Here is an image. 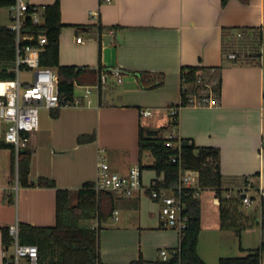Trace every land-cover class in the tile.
<instances>
[{
	"label": "crops",
	"instance_id": "0c3cea01",
	"mask_svg": "<svg viewBox=\"0 0 264 264\" xmlns=\"http://www.w3.org/2000/svg\"><path fill=\"white\" fill-rule=\"evenodd\" d=\"M55 1L59 2L63 24L58 35L59 64L97 70L96 81L101 70L108 71L112 83L104 91H96L94 101L90 94L85 97L76 92V88L92 85L76 84L73 97L80 99L78 105L40 110L39 127L27 145L31 151L30 182L45 177L53 180L56 188L74 192L96 181L100 157L111 171L121 175L138 166L144 186L162 181L163 174L150 167L154 163L151 153L139 154V128L146 118L150 130L169 125V106L180 101L182 66H218L221 91L217 104L179 108L173 132L189 144L219 149L223 187L234 189L244 177H252L256 187H264V0H228L224 6L221 0H28L42 6ZM233 27L260 31L258 61L235 63L226 58L223 29ZM112 71L120 73L121 82H115ZM135 73L145 74L144 83L161 75L163 84L144 88ZM144 110L149 111L148 116L142 114ZM163 131L166 137L172 126ZM92 135L91 140L78 141ZM8 146L0 149V264L6 248L11 251L10 241L8 245L3 241L4 229L9 236L8 227L14 223H55L56 189L21 186L18 156ZM111 194L115 226L100 233L103 263L128 264L139 255L156 261L157 251L172 253L177 249L179 233L162 223L160 204L150 198L148 190L134 191L130 196L118 191ZM198 197L202 214L197 253L206 263L199 253L200 235L209 212L215 221L212 228L220 229L218 200L209 189ZM262 200L264 197H257L256 205ZM87 222L89 225L82 226H97L93 220ZM132 225L146 230L137 233L140 247Z\"/></svg>",
	"mask_w": 264,
	"mask_h": 264
},
{
	"label": "trees",
	"instance_id": "16d2710c",
	"mask_svg": "<svg viewBox=\"0 0 264 264\" xmlns=\"http://www.w3.org/2000/svg\"><path fill=\"white\" fill-rule=\"evenodd\" d=\"M228 0H221L224 6ZM247 2V0H242ZM14 0H0V7H9ZM43 23L36 27L29 22L26 31L37 32L41 30L47 36V43L40 53V64L51 67L57 75V86L61 98L71 101L73 88L77 85H93L96 82L97 70L90 68H77L72 65H60L58 62V35L63 24L60 21L59 2L44 5ZM241 32L240 39L234 38L235 32ZM14 32L6 25L0 26V79L14 77L12 71L15 58ZM223 53L234 51L238 58L233 62L253 63L260 59L261 33L250 27H233L223 29ZM226 41H228L226 43ZM100 56V48H99ZM108 72V71H107ZM140 85L144 88H157L163 84V77L151 83H144L145 74L135 73ZM146 73V77H147ZM221 91L220 67L182 66L180 69V101L169 107L181 108L191 105L189 100L196 96L197 100L208 99L209 94L217 101ZM173 123V122H172ZM174 124V123H173ZM176 124V122H175ZM168 126L156 130L148 127L139 128L138 149L139 154L149 151L154 158L150 166L157 174H163L161 185L174 187L178 181V164L171 161L175 150L166 147L167 138L160 134V130H170ZM80 137L79 142L93 139ZM182 141V139H181ZM10 144L0 142L1 148H9ZM13 147H11L12 149ZM13 150V149H12ZM14 153V150H13ZM31 151L27 147L18 154V181L21 186H39L55 188V223L53 226H31L20 224L19 240L23 244H33L38 248V264H105L101 262L98 250V236L101 223L106 221L113 212L114 201L108 190L93 189L94 183L87 182L82 188L72 192L68 189L56 188L55 182L45 177H39L35 182L28 180L29 160ZM12 158V164L13 162ZM181 163L184 168L198 173L199 193L209 189L213 191L218 200L219 227L222 230H232L239 235L242 230L260 225L262 236L264 234V201L260 202L259 214L257 209L245 212L242 209V191L237 189L231 192L223 187L222 175L219 169V149L211 146H195L193 143L181 149ZM14 171V169L12 170ZM256 175L258 173H255ZM245 184V177L240 180ZM198 193V194H199ZM75 195L76 203L71 204ZM186 205V226L179 232V256H171L167 261H146L140 255L138 259L128 264H206L197 253L198 237L201 229V201L193 196V190L187 189L182 193ZM12 202V198L7 196ZM97 221V226L86 227L81 221ZM3 241L9 244L7 230H3ZM54 259H46L48 251ZM264 251V239L257 249L250 250L244 256L221 257L218 264H261V254Z\"/></svg>",
	"mask_w": 264,
	"mask_h": 264
},
{
	"label": "built area",
	"instance_id": "2783aa9c",
	"mask_svg": "<svg viewBox=\"0 0 264 264\" xmlns=\"http://www.w3.org/2000/svg\"><path fill=\"white\" fill-rule=\"evenodd\" d=\"M8 9L11 22L7 26L15 35V58L12 67L14 77L0 79V142L12 145L17 157L20 150L27 147L30 135L38 129L41 109L51 110L60 106L78 105L80 99L73 97L68 101L60 97L55 70L40 64V53L47 43L46 34L41 30L37 32L25 30L28 22L36 27L43 23L44 5H33L28 0H14ZM91 14L96 15V12L92 11ZM241 37V32L234 33L235 39ZM77 41L81 42V39L77 38ZM226 58L234 60L238 56L234 51L229 50ZM22 73L29 74V78L23 79ZM111 74L116 83L121 82L118 71H112ZM110 83L112 82L108 72L101 70L96 83L84 87L83 96H88L91 88L102 92ZM90 101L87 100L88 103ZM189 102L191 105L217 104L211 93L208 99L197 100L196 96H193ZM178 109L169 107L172 132L166 136L165 142L166 147L175 150L171 155V161L178 164V181L174 187H165L158 180L144 186L141 183V171L138 166L131 167L127 174L121 175L111 171L104 157H100L97 161V177L93 189L118 191L125 196L132 195L134 191L148 190L150 198L160 204L159 217L162 223L166 227L176 228L179 233L186 226L187 221L182 193L184 190L192 189L193 196H198L199 184L198 173L184 168L181 163V140L173 132ZM142 114L148 116L149 111L144 110ZM237 189L242 191L241 204L244 208L255 206L257 197L264 196V187H256L252 177H245V184L230 189L228 195ZM8 233L11 251L8 252V247L6 248L1 264H38V248L36 245L20 242L19 225L17 223L10 225ZM159 255L160 260L167 261L171 256H179V249H175L172 253L161 249Z\"/></svg>",
	"mask_w": 264,
	"mask_h": 264
},
{
	"label": "rangeland",
	"instance_id": "374dc122",
	"mask_svg": "<svg viewBox=\"0 0 264 264\" xmlns=\"http://www.w3.org/2000/svg\"><path fill=\"white\" fill-rule=\"evenodd\" d=\"M11 22L10 20V11L7 7H0V26L2 25H9ZM23 79H28L29 74L22 73ZM84 88H76V92L82 94ZM90 98L94 101L96 99V89L91 88ZM149 118H146L148 121ZM170 120V119H169ZM143 121L142 126L147 127V122ZM149 123V122H148ZM160 134L164 135L165 132L160 130ZM13 147L12 145H10ZM235 192V191H233ZM264 197V196H263ZM76 203L75 195L71 198V204ZM259 202L256 206L251 208H244L242 209L247 213L249 211L257 209V213L259 214ZM209 212V209L207 210ZM210 213V212H209ZM206 213V216L203 220V232L200 235V242H199V253L201 254L202 258L205 259L207 264H218V258L220 257H236L242 256L247 250H253L260 247L262 239H264V234L262 236V231L260 225H254L253 227L247 228L242 230L239 235L235 234L232 230H221L219 228L213 227L214 219L211 218L210 214ZM260 215V214H259ZM93 222L97 223L96 220ZM219 222V220H218ZM114 221L111 219V216L104 222L101 223V229L99 230L98 236V250L100 251V233L101 231H111L114 225ZM81 225H89V222L84 221L81 222ZM133 227V235L135 236L136 240L135 243L140 247V241L138 234L140 231H145L144 229H138L136 225H132ZM111 229V230H110ZM170 229V228H168ZM172 230H176V228H172ZM138 233V234H137ZM146 237V235H144ZM146 242V238L145 241ZM241 248H244L246 251L243 252ZM100 255V253H99ZM142 257V255H140ZM143 258V257H142ZM46 259L51 260L54 259L51 251L49 250L46 255ZM144 259V258H143ZM101 260V256H100ZM154 260H160L159 252H156V256ZM102 262V260H101ZM131 262V261H130ZM261 264H264V251L261 254Z\"/></svg>",
	"mask_w": 264,
	"mask_h": 264
},
{
	"label": "water",
	"instance_id": "95a60500",
	"mask_svg": "<svg viewBox=\"0 0 264 264\" xmlns=\"http://www.w3.org/2000/svg\"><path fill=\"white\" fill-rule=\"evenodd\" d=\"M182 147H187L189 145L188 141H182L181 143Z\"/></svg>",
	"mask_w": 264,
	"mask_h": 264
}]
</instances>
